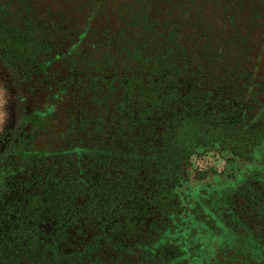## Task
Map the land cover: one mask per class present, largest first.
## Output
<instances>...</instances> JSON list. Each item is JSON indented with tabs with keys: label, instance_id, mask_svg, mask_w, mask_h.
Returning <instances> with one entry per match:
<instances>
[{
	"label": "trees",
	"instance_id": "obj_1",
	"mask_svg": "<svg viewBox=\"0 0 264 264\" xmlns=\"http://www.w3.org/2000/svg\"><path fill=\"white\" fill-rule=\"evenodd\" d=\"M75 1L0 8L12 73L64 103L50 148L17 145L0 264H264L240 241L245 257L196 253L206 229L217 245L240 228L221 206L238 192L263 208L264 241V0H187L193 15H125L139 0L74 15ZM208 151L221 170L195 164Z\"/></svg>",
	"mask_w": 264,
	"mask_h": 264
},
{
	"label": "rangeland",
	"instance_id": "obj_2",
	"mask_svg": "<svg viewBox=\"0 0 264 264\" xmlns=\"http://www.w3.org/2000/svg\"><path fill=\"white\" fill-rule=\"evenodd\" d=\"M103 5L108 6V10L115 9L117 4L124 5L125 0H105ZM174 2L178 4L174 6ZM15 0H1L0 8L6 4L8 7H13ZM187 4V0H139L130 10L127 9L125 15H189L188 9L183 7ZM172 5L174 6L172 8ZM92 5H89L86 0H76L70 11L75 10V14L80 15H94L90 11ZM141 7H143L141 9ZM185 10L187 13H185ZM247 6L246 11H249ZM224 10V13H227ZM264 13V12H263ZM49 15V14H48ZM193 15V13H190ZM211 15V14H210ZM212 15H219L218 12H213ZM237 15H249L243 10H240ZM264 15V14H263ZM0 86L8 90V105L9 119L0 129V208L7 206V202L14 197V190L17 189L19 179H22L23 164H26L21 149H17V145L25 151L30 149H48L51 147V134L59 132L62 129V105L63 100L58 99L53 101L49 95V90L42 86H34L31 81L24 82L18 76L12 73V65L3 59V52L0 49ZM52 107L55 113L52 114ZM194 162L199 167L221 170L224 161L222 158L214 153L208 151L204 155L194 158ZM259 168L263 164H258ZM28 167V166H27ZM26 167V168H27ZM254 166L249 169L257 170ZM23 171V172H22ZM26 173V172H25ZM250 189V188H249ZM225 190V189H224ZM247 193L243 195L242 192L233 194V198L227 200L225 197L221 205L225 209V222L233 225L238 221L240 228L235 231L225 229L222 235V241L217 245L212 243L213 233L210 229L202 232L199 250H196L199 258L206 259L209 255L215 253L216 248L224 245L223 250L225 254H230L234 257H245V253H236L235 249L230 248L231 245L237 246V242H242L240 246H248L249 251L254 256L260 259V255L264 252V241L260 242L254 235L255 225L259 224L258 215L263 213L262 209L255 208L252 202V196ZM10 208H15L12 202ZM249 215L248 222L243 223V218ZM243 219V220H241ZM248 226V227H247ZM188 240H194L190 238ZM196 242V243H197ZM220 244V245H219Z\"/></svg>",
	"mask_w": 264,
	"mask_h": 264
},
{
	"label": "clouds",
	"instance_id": "obj_3",
	"mask_svg": "<svg viewBox=\"0 0 264 264\" xmlns=\"http://www.w3.org/2000/svg\"><path fill=\"white\" fill-rule=\"evenodd\" d=\"M8 90L7 88L0 86V129H3L4 125L9 119L8 105Z\"/></svg>",
	"mask_w": 264,
	"mask_h": 264
}]
</instances>
